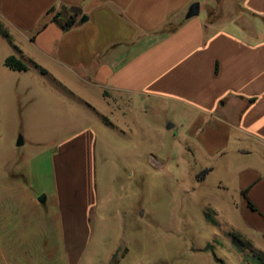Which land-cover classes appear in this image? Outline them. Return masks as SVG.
I'll use <instances>...</instances> for the list:
<instances>
[{
	"label": "crops",
	"instance_id": "1",
	"mask_svg": "<svg viewBox=\"0 0 264 264\" xmlns=\"http://www.w3.org/2000/svg\"><path fill=\"white\" fill-rule=\"evenodd\" d=\"M195 3L199 15L187 19ZM62 9L80 13L68 30L52 21ZM0 24L21 60L44 69L106 125H113L110 116L131 130L142 102L169 110L176 120L160 134L174 132L173 145L181 142L189 158L205 162L195 172L201 182L216 175L211 203L221 215H234L225 217L264 257V0H0ZM95 140L86 128L59 142L56 152L20 159L0 175V199L28 196L32 188L41 191L40 161H50L44 203L50 199L56 209L67 264L80 262L92 213L108 220L96 189ZM44 203L34 197L33 204ZM129 219L123 213L119 223ZM0 220L2 247L6 213ZM122 250L123 257L124 244L115 252ZM197 262L217 264L209 255Z\"/></svg>",
	"mask_w": 264,
	"mask_h": 264
},
{
	"label": "rangeland",
	"instance_id": "2",
	"mask_svg": "<svg viewBox=\"0 0 264 264\" xmlns=\"http://www.w3.org/2000/svg\"><path fill=\"white\" fill-rule=\"evenodd\" d=\"M11 41L0 32V175L20 159L24 164L36 154L56 152L59 142L86 128L96 134V189L108 204L103 213L108 220L90 216L92 228L79 264H107L109 253L116 254L110 264H198L199 255H209L217 264H264L243 231L228 222L226 217L234 215H221L211 203L218 192L216 175L201 182L195 172L205 162L198 155L189 158L181 142L173 145L174 132L160 134L158 128L176 120L169 110L159 103L157 109H147L142 102L143 112L131 130L116 126L110 116L114 126L106 125L86 102L28 61L22 60L26 71L4 67L6 57L20 59ZM20 136L23 144L17 146ZM43 159L41 191L35 187L28 196L0 199V217L6 213L7 219L0 264H67L54 205L50 199L33 204L35 196L51 190L50 161ZM123 213L130 219L122 226ZM121 244L127 249L123 257V250L115 252Z\"/></svg>",
	"mask_w": 264,
	"mask_h": 264
},
{
	"label": "trees",
	"instance_id": "3",
	"mask_svg": "<svg viewBox=\"0 0 264 264\" xmlns=\"http://www.w3.org/2000/svg\"><path fill=\"white\" fill-rule=\"evenodd\" d=\"M79 11L75 9H62L61 11L57 12L52 17V21L55 22L57 25H59L63 30H68L72 28L74 25L77 24L78 18H79ZM0 32L9 39V34L4 29V27L0 24ZM4 66L7 67L10 70L13 71H26L28 69V66L19 58H17L14 55H10L5 58L4 60ZM36 68H39L37 65H34ZM40 72L45 74L46 71L44 69H40ZM208 170H204L200 177H203ZM246 194V193H245ZM252 208L254 206L250 204ZM208 246L205 248V250H208Z\"/></svg>",
	"mask_w": 264,
	"mask_h": 264
},
{
	"label": "water",
	"instance_id": "4",
	"mask_svg": "<svg viewBox=\"0 0 264 264\" xmlns=\"http://www.w3.org/2000/svg\"><path fill=\"white\" fill-rule=\"evenodd\" d=\"M199 12H200V4L195 3L194 5L191 6L186 18L188 19V18H192L194 16H197V15H199ZM84 20H85V18H82L79 22L82 23ZM171 127H172L171 124L167 125L168 129H170ZM22 144H23V140H22V137L20 136L18 138V141H17V146H22ZM198 185H199V183H198ZM38 201L40 203H44L45 202V196L44 195L39 196Z\"/></svg>",
	"mask_w": 264,
	"mask_h": 264
}]
</instances>
